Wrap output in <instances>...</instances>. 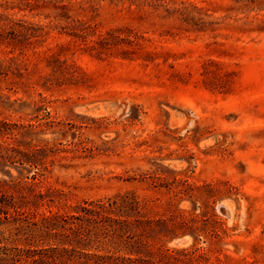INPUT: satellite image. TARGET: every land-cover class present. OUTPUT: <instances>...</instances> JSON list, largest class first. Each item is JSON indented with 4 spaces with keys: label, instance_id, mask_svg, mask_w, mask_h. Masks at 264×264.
Returning a JSON list of instances; mask_svg holds the SVG:
<instances>
[{
    "label": "rangeland",
    "instance_id": "1",
    "mask_svg": "<svg viewBox=\"0 0 264 264\" xmlns=\"http://www.w3.org/2000/svg\"><path fill=\"white\" fill-rule=\"evenodd\" d=\"M57 200L131 212L89 251L264 264V0H0V264Z\"/></svg>",
    "mask_w": 264,
    "mask_h": 264
},
{
    "label": "trees",
    "instance_id": "2",
    "mask_svg": "<svg viewBox=\"0 0 264 264\" xmlns=\"http://www.w3.org/2000/svg\"><path fill=\"white\" fill-rule=\"evenodd\" d=\"M50 186V187H49ZM51 191V195L55 199H61L66 194L58 187L47 186ZM30 189V188H28ZM33 196L38 199L50 197L47 192L41 191L34 193ZM51 202V200H47ZM57 213L47 215L40 222L37 229L35 226L26 227L27 233H31L26 238L27 245H32L39 240H45L49 244H53L48 248H31L18 247L14 248L13 262L19 264H137V258L132 256H118L110 252L100 253L89 251L91 241L98 240L101 236L103 222H109L116 238L120 237L127 230L132 228V220L124 217H130L129 210L124 208L125 205L117 203H102L80 201L62 202L57 200L54 202ZM66 216L82 220L86 223V227L73 229L68 223L61 222L60 217ZM104 216V217H102ZM40 236V238L38 237ZM78 245L80 257L75 259L72 255L73 246ZM73 247V248H72ZM94 247V246H93ZM130 254L137 253V249L130 248ZM15 263V264H16Z\"/></svg>",
    "mask_w": 264,
    "mask_h": 264
}]
</instances>
